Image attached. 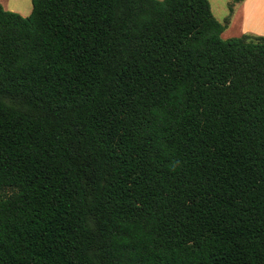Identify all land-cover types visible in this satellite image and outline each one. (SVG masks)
<instances>
[{"label":"trees","instance_id":"1","mask_svg":"<svg viewBox=\"0 0 264 264\" xmlns=\"http://www.w3.org/2000/svg\"><path fill=\"white\" fill-rule=\"evenodd\" d=\"M31 5H0V264H264V36L208 0Z\"/></svg>","mask_w":264,"mask_h":264},{"label":"rangeland","instance_id":"2","mask_svg":"<svg viewBox=\"0 0 264 264\" xmlns=\"http://www.w3.org/2000/svg\"><path fill=\"white\" fill-rule=\"evenodd\" d=\"M215 19L224 23L230 15L233 0H208ZM0 5L8 11L23 17L31 12V0H0ZM241 7H243L241 9ZM230 22L223 32V39L238 37L242 34L264 36V0H241L234 2Z\"/></svg>","mask_w":264,"mask_h":264},{"label":"crops","instance_id":"3","mask_svg":"<svg viewBox=\"0 0 264 264\" xmlns=\"http://www.w3.org/2000/svg\"><path fill=\"white\" fill-rule=\"evenodd\" d=\"M243 7H241V9H242ZM222 36H223V33H222Z\"/></svg>","mask_w":264,"mask_h":264}]
</instances>
